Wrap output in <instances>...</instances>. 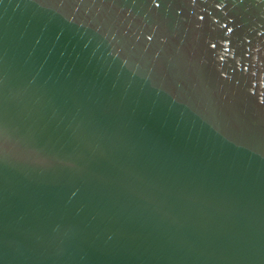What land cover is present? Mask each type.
Listing matches in <instances>:
<instances>
[{
    "label": "water",
    "instance_id": "obj_1",
    "mask_svg": "<svg viewBox=\"0 0 264 264\" xmlns=\"http://www.w3.org/2000/svg\"><path fill=\"white\" fill-rule=\"evenodd\" d=\"M0 264H264V0H0Z\"/></svg>",
    "mask_w": 264,
    "mask_h": 264
}]
</instances>
